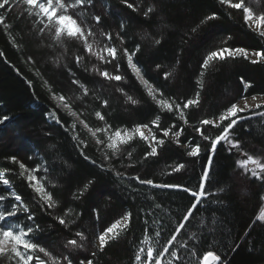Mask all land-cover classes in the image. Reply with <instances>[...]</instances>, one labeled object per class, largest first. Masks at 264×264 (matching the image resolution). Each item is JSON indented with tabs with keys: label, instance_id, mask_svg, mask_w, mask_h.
Segmentation results:
<instances>
[{
	"label": "trees",
	"instance_id": "obj_1",
	"mask_svg": "<svg viewBox=\"0 0 264 264\" xmlns=\"http://www.w3.org/2000/svg\"><path fill=\"white\" fill-rule=\"evenodd\" d=\"M129 2L139 6L140 10L132 11L121 0H95V8L90 11L102 17L104 28L113 35L119 31L121 24L124 25L126 46H141L138 59L145 77L161 88L166 96L180 103L200 91V107L185 110L189 121L187 125L176 114L161 112L156 107L127 69L126 63H122L121 68L128 77L124 87L140 101L135 106L125 103V97L116 92L114 83L101 82L104 84L101 88L100 84L93 83L98 77L84 72L83 67L75 68L74 57L81 50L79 44L69 42L67 53L62 55L63 49L48 47L50 40L45 39L41 44L33 28L34 18L27 16L24 6L17 5L10 12L0 9V15L6 18L5 23L11 25L8 30L0 25V53H3L0 55V116L10 117L0 124V172H4L12 182L13 190L23 197L43 229L35 232L32 239L60 255L64 237L69 233L52 216L39 210L33 199L34 193L18 175V165L8 159L12 156L29 168L46 162L50 171L45 184L59 201L55 213L63 215L67 208H72L74 214L67 217L76 220L72 228L79 227L89 239H92L93 231L98 232L121 214L132 212L130 230L99 253L94 258V264H134V255L141 246L145 228L153 237L156 231L162 229L159 245H163L174 227L183 223L181 217L185 210L195 202L183 188L197 190L202 171L208 168L210 179L206 189L212 195L198 206L194 219L182 230L177 241H188V248L196 250L198 256L191 257L190 252L181 250L182 258L191 259V264H197L205 250H215L225 264H264V223L257 221L263 206L264 182L239 169L236 155L241 154L236 149L230 153L227 145L218 146L213 154L209 151V142L202 140L194 130V126H200L201 119L214 118L231 102H241V94L249 99L252 95L264 96V63L251 64L243 59L218 62L205 70L201 90L197 80L201 79L200 66L207 52L221 46L264 50V38L244 25L241 12L219 5L218 0ZM148 6L154 10L145 18L143 12ZM213 13L219 19L201 24L207 15ZM193 28H197V31L193 32ZM13 38L15 44L20 45L19 49L14 46ZM155 39H160L161 43L156 45ZM30 56L35 63L29 61ZM156 65H160L159 69ZM69 67L88 82L90 89H98L103 98L109 99L110 108L104 111L114 127L131 128L136 124L150 123L156 115H160L162 127H169L173 123L178 128L184 127L180 137L182 145H195L197 142L202 145L198 157H189L186 155L188 148L177 146L170 136L164 138L165 144L158 149L159 155L144 160L148 147L137 139L128 146L132 157L130 160L122 158L123 167L120 161H113L119 171L129 176L139 174L155 183L180 185L181 188H152L138 185L135 181L117 180L113 173L102 171L91 163V160L103 163L104 157L90 133L79 126V119L58 109L62 121L66 124L76 123V132L87 141V148L78 146L72 139V132L65 131L64 127L49 118L48 113L56 107L52 92L64 93L72 98L74 109L81 108V101L76 99L79 90L71 84ZM169 71L173 75L165 80L163 73ZM241 78L252 85L247 92H244ZM94 107L95 103L90 101L82 117L90 126L100 124L94 117ZM203 127L205 134L212 137L219 132L211 125ZM234 131L235 138L241 143V150L264 163V118L256 116L244 120ZM81 150L91 159H85L80 154ZM129 163L133 166L127 167ZM178 163H185V169L168 174L171 166ZM38 175L43 176L44 173ZM89 180L94 183L85 196L74 199L73 193ZM48 181L55 183L56 187H52ZM129 183L132 186L126 187ZM156 204L160 207L156 208ZM94 208L98 209L100 215L98 226L92 211ZM14 219L21 225L32 223L23 213ZM201 222L205 227H200ZM192 232L200 239L190 240ZM80 255L90 256V252ZM0 264L7 262L0 260Z\"/></svg>",
	"mask_w": 264,
	"mask_h": 264
},
{
	"label": "snow or ice",
	"instance_id": "obj_2",
	"mask_svg": "<svg viewBox=\"0 0 264 264\" xmlns=\"http://www.w3.org/2000/svg\"><path fill=\"white\" fill-rule=\"evenodd\" d=\"M121 2L134 12L140 10L139 6H134L129 0H121ZM256 2L259 3L260 0H256ZM218 3L227 9L241 12L244 25L254 31L259 37L264 38V11L256 13L251 6L246 4V0H218ZM17 5L24 6V12L27 16L34 18L32 21L33 28L41 44L44 43L45 39L50 40L51 43L48 44V47L63 49L62 55L67 53L69 42L79 44L81 50L74 57L75 68L83 67L84 72L98 77L99 79L94 80L93 83L100 84L101 88L104 87L101 82L114 83L116 92L125 97V103L135 106L140 101L129 94L124 87L128 83V77L126 72L121 71L122 63L127 64V69L131 71L144 89L146 96L155 103L156 107L161 112L176 114L184 125L189 123L185 110L189 108L198 109L200 107V91H197L193 97L178 103L175 98L166 96L161 88L155 86L145 77L144 70L140 66L138 59L141 46L139 44L133 47L126 46L127 40L123 24L120 25L119 31L115 35L110 30H106L103 26L102 17L94 11H90L95 8V0H0V9L4 11L10 12ZM153 10L152 6H148L143 12L145 18H148L153 13ZM229 15L231 14L229 13ZM5 19L4 16L0 15V25H3L4 29L8 30L11 25L5 23ZM217 19H219L218 15L213 13L207 15L201 21V24L216 21ZM192 31H197V28H193ZM13 42L14 46L19 49L20 45L15 44L14 38ZM154 43L159 45L161 40L155 39ZM0 55H3V53H0ZM28 59L30 62L35 63L31 56ZM56 59L57 66H59V57ZM229 59H243L251 64L264 63V50L221 46L207 52L200 66L202 69L200 72L201 79L197 80V85L201 90L203 89L202 78L205 70L214 67L218 62H224ZM156 67L159 69L160 65H156ZM68 71L72 76L71 84L77 86L79 90V95L76 96V99L81 101V108L80 110L74 109L72 98L64 93L52 92V99L57 103L56 107L48 113V116L56 124L64 127L65 131L72 132V139L78 146L82 145L87 148V141L81 139L76 132V123L66 124L62 121L58 114V109L61 107L67 109L70 116L80 120V124L90 133L98 146V151L104 157L103 163H98L96 160H91V163L102 171L113 173L117 180L121 182L125 180L129 182L135 181L138 185L152 188H181L182 186L180 185L155 183L152 179L141 177L139 174L129 176L127 173L119 171L113 161H120L123 167L122 158L131 159L132 151L129 150L128 146L137 139L143 141L148 147L143 156L144 160L159 155L158 149L165 144L164 138L170 136L177 146L188 148L186 155L189 157H198L201 153L202 145L199 142L195 145H182L180 137L184 132V127L178 128L175 123L169 127H162L160 115H156L150 123L136 124L131 128L127 126L114 127L108 121L107 114L104 111L110 108L109 99L103 98L99 94L98 89H90L87 86L88 82L82 80L72 67H69ZM172 75L173 73L170 71L164 72L163 78L167 80ZM241 84H243L244 92H247V89L252 86L250 82L245 81L243 78H241ZM29 86L31 87V82H29ZM49 91L51 92V88H49ZM240 99L243 101L242 106L239 101L231 102L230 106L224 108L214 118L201 119L199 121L200 126H194V130L202 140L209 142L208 148L213 154L217 151L218 146L227 145V150L230 153L232 149H236L237 152L246 157V159L238 160L239 167L244 169L246 173L250 172L255 179L264 182V163L241 150V143L235 138L234 131L244 120L256 116L264 118V96L252 95L250 97L252 103H249V97L246 95L241 94ZM90 101L95 103L93 114L96 120L100 122L98 126H90L86 120L82 119L84 109L88 107ZM253 109H261V111H253ZM245 113L248 115H244ZM9 119L10 117L7 115L0 116V124H4ZM209 125L219 129V132L214 137L205 134L203 126ZM145 130H147V135ZM80 154L85 159H91L83 150H81ZM8 159L12 164L18 165V175L26 181L28 188L34 193L33 199L39 210L46 215L52 216L60 226L67 230L69 235L64 237L60 255L54 254L48 247L34 241L32 239L34 233L43 229L36 222L35 214L23 197L13 190L14 185L12 182L6 178L4 172H0V187L3 189L0 192V260L6 261L7 264H94V258L99 253H103L112 242L119 240L130 230L133 214L128 211L121 214L119 218L98 232L93 231L92 239H89L88 235L79 227L76 229L72 228V225L76 224V220L67 218L74 214L72 208H67L63 215L55 213L59 201L45 184L50 171L46 162L29 168L23 162L18 161L15 156ZM211 162L212 158L210 156L209 163L211 164ZM132 166L131 163L127 165V167ZM185 167V163H178L171 166V172L168 174L179 173ZM40 172H43L44 175H38ZM209 179L210 169L206 168L202 171L197 190L183 188L185 192L190 193L195 202L185 210L181 217L183 223H178L174 227L173 233L165 239L163 245H159L162 229L161 231H156L155 237H153L145 228L143 239L140 242L141 246L138 247L134 255V264H191V259L185 260L182 258L181 250L190 252L191 257L198 256V252L188 248V241H180L179 243L177 241L182 234V230L194 219V212L198 209V206L209 195H212L206 189ZM48 183L52 187H56V184L52 181H48ZM93 183L94 181L89 180L81 188H78L77 192L73 193V198H83ZM131 186L130 183L126 185V187ZM155 207L159 208L160 205L156 204ZM92 211L98 226L100 220L99 211L95 208ZM21 213L26 214L27 221L32 223L28 225L19 224L14 218H18ZM257 219L264 221V212ZM145 224H147V221H145ZM200 227H205L203 222H201ZM189 239L199 240L200 237L195 232H192ZM233 250L235 249L233 248ZM82 252H90V256L80 255ZM197 264H225V261L217 251L205 250L197 260Z\"/></svg>",
	"mask_w": 264,
	"mask_h": 264
},
{
	"label": "rangeland",
	"instance_id": "obj_3",
	"mask_svg": "<svg viewBox=\"0 0 264 264\" xmlns=\"http://www.w3.org/2000/svg\"><path fill=\"white\" fill-rule=\"evenodd\" d=\"M246 4H248L249 6H251V7L253 8V10H254L256 13H260V12L264 11V0H260L259 3H257L256 0H246ZM257 102H259V101H257ZM55 103H57V102L55 101ZM240 103H241V106H242L243 101H241ZM249 103H252L250 99H249ZM61 109H63V110L68 114L67 109H64V108H62V107H61ZM254 110H256V109H253V111H254ZM68 115H69V114H68ZM76 121H78V120H76ZM78 123H79V126H81V128H83V129L87 132V130H86V129L80 124V121H78ZM145 134L147 135L146 130H145ZM90 136H91V135H90ZM244 157H245V156H242V155H236L237 161L240 160V159H244ZM238 166H239V165H238ZM250 167H251V166H250ZM239 169H240L242 172L245 171L244 169H242V168H240V167H239ZM249 173H250V172H249ZM250 174H251V173H250ZM262 212H264V197H263V206H262V208H261L259 214L257 215V217H258ZM257 221H259V222H261V223H264V221L259 220V219H257Z\"/></svg>",
	"mask_w": 264,
	"mask_h": 264
},
{
	"label": "water",
	"instance_id": "obj_4",
	"mask_svg": "<svg viewBox=\"0 0 264 264\" xmlns=\"http://www.w3.org/2000/svg\"><path fill=\"white\" fill-rule=\"evenodd\" d=\"M244 159H246V157H244Z\"/></svg>",
	"mask_w": 264,
	"mask_h": 264
}]
</instances>
